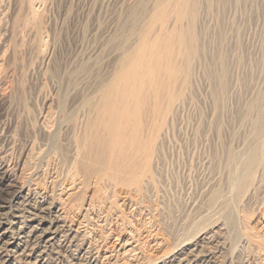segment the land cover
<instances>
[{
    "label": "bare ground",
    "instance_id": "1",
    "mask_svg": "<svg viewBox=\"0 0 264 264\" xmlns=\"http://www.w3.org/2000/svg\"><path fill=\"white\" fill-rule=\"evenodd\" d=\"M10 1L0 0V91L17 102L16 126L8 128L11 140L15 129L21 138L11 147L19 149L17 177L33 180L1 185L0 264H46L54 252L64 259L68 252L66 264H232L222 235L231 239V259L253 243L264 252V94L235 109L234 125L210 128L213 138L208 129L193 130L208 146L199 156L216 177L206 179L190 210L180 207L190 186V176L179 174L180 150L195 149L199 136L171 144L169 117L189 93L201 8L211 12L213 0H129L118 30L129 37L106 51L101 71L83 57L53 66L39 14L48 0ZM35 69L53 89L38 113L37 94L22 82ZM73 75L86 86L74 87ZM0 172L7 177L3 158ZM141 206L148 213L142 223L159 211L168 227L163 237L150 235L160 252L141 253L147 241L131 218Z\"/></svg>",
    "mask_w": 264,
    "mask_h": 264
},
{
    "label": "rangeland",
    "instance_id": "2",
    "mask_svg": "<svg viewBox=\"0 0 264 264\" xmlns=\"http://www.w3.org/2000/svg\"><path fill=\"white\" fill-rule=\"evenodd\" d=\"M12 2L13 0H11L9 4L12 5ZM128 2L129 0H48L43 3L39 8V14L42 17V28L45 27V30H42L46 31L49 35L47 36L45 32L42 34L43 43L45 45L48 43L46 47L43 45V49L45 54L52 52L53 66L59 64V68H64L68 64L73 63L75 59V61L78 62V60L80 61L83 57V61L90 62L95 71L96 69L97 71L103 70L106 65L104 58L107 54L106 51L109 48L123 44L124 40L129 37V34H127L129 33L128 31L118 33ZM203 5L197 29V34L199 32L200 37L198 43L199 61L194 63L190 71L192 84L186 89L187 92L189 89V93H185V99L175 107L172 116L170 115L169 117L173 118L169 119V123L171 125L173 124L175 127L174 135L170 138L171 144H173L174 140H192L199 136V140L195 139L198 140L195 149H188L189 146L185 144V148L188 147L186 149L187 152H182L180 150L179 155L181 160L179 174H183L182 176H190V186H187L189 191L186 192V195L185 192H183L180 200V203L184 201L180 204L181 209L182 207L185 209L187 207L184 211L185 213L190 210L191 202L198 198L201 191L199 188L203 186L206 179L212 176L216 177L214 172H212V176L209 175V173L213 171L212 167L214 165L209 167L207 163L203 164L204 161L200 158V156L204 154V156H206L208 154V146L204 144V142H199L201 139L200 136L202 135L194 134L193 130L198 127L201 129L202 127L204 130L208 129V131H206V134H208L210 128L216 124H221V127L225 126V128L234 125V117L232 114L235 112L237 113L244 100L251 96L255 97L256 95L264 94V0H213V9L209 13H205V5L204 7ZM117 63L118 62H116V65ZM222 72H224L223 74L225 75L226 85L222 90L224 91L222 92L223 94L219 90L221 85L219 75ZM216 74H219L218 77ZM23 78L24 80L22 82L24 83V87L29 88V90L32 89L34 96L37 94L36 98L38 100L36 99L35 103L33 99L32 104L35 113H38L40 109L38 106L42 103V99H50L49 94L53 90L51 88V82L47 77L43 78L36 69L24 75ZM72 85L76 88L85 87L86 82L80 83L78 80H75V75H73ZM1 92L2 91H0V127L7 128L5 131L8 133L4 132V134L0 136V158L4 159L8 174L6 178H3L0 172V189L2 187L1 185L5 184L3 183L4 180L15 181L18 179L17 155L19 149L18 145L14 146L13 150H11V147L13 144H17L21 141L16 129L11 140V131L13 130V126H16L11 111L13 112V110H15V104L17 102H14L7 93ZM217 94H219V96ZM215 97L217 99L221 97L220 101ZM217 101L220 102V106H218L219 103ZM260 104L257 103L256 106L262 108ZM229 117H231L232 120ZM9 127H11V131H8ZM209 134H211L210 138H213L214 134L210 132ZM200 147L202 148L200 149ZM202 150L205 153H203ZM188 164H190V166ZM182 168L184 169L182 170ZM28 179L29 177L27 178L26 176L17 181L23 182L28 187L27 182L33 180L31 177L29 180ZM200 182L202 184H200ZM192 183L194 184L193 186ZM195 186L198 187L196 188ZM1 193L2 191H0V195ZM156 204L155 201L152 203L154 207ZM142 209L143 207L141 206L137 213L131 215V218H133L132 221L135 223L134 226L142 233V236H140L142 240L141 243L147 241V244H144L141 248V253L144 252V249L146 252L149 250L151 253L160 252V250H154L152 248L153 239L155 237H150V235L156 234L158 238H160L159 236L163 237L164 234H162V230L165 229L166 225H160L158 220H162V217L159 211L158 214H151V217L149 216L150 219H147V222H151L150 224H145L144 222L143 224L142 220L147 218L148 213ZM180 212L182 211L180 210ZM195 212L193 210L191 215L196 216L197 211ZM178 213L179 212H177V214ZM167 215L168 210L166 209L164 210L163 217L166 218ZM159 229L160 231H158ZM166 229L168 230V227H166ZM148 231L152 233H147ZM224 232L225 231H223L222 234H224ZM145 233L149 234V238ZM163 233H165V231ZM222 238L220 240L221 242L224 240L222 243L224 247H226L223 252L224 258H227L226 260L228 261L231 260L232 264H264V252L259 251L260 246L258 244L253 243L249 245V251L251 250L250 252L252 253H250L247 248L244 251H237V254L235 253L231 259L230 253H228L232 244L231 239L228 235H222ZM254 251L257 252L254 253ZM254 255L257 256V258ZM65 256L66 259H64L65 257H57L54 252L49 257L46 264H66L70 254L67 252Z\"/></svg>",
    "mask_w": 264,
    "mask_h": 264
}]
</instances>
